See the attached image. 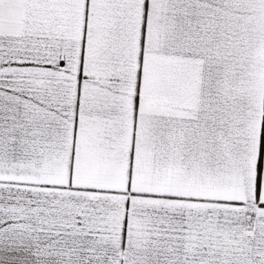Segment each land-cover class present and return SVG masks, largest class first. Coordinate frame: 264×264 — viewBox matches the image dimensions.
Returning <instances> with one entry per match:
<instances>
[{"label": "snow or ice", "instance_id": "obj_1", "mask_svg": "<svg viewBox=\"0 0 264 264\" xmlns=\"http://www.w3.org/2000/svg\"><path fill=\"white\" fill-rule=\"evenodd\" d=\"M0 264H264V0H0Z\"/></svg>", "mask_w": 264, "mask_h": 264}]
</instances>
